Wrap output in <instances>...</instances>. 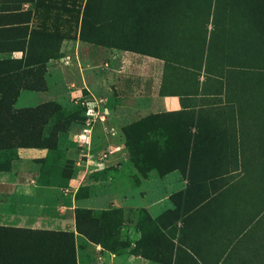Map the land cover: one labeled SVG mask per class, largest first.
<instances>
[{
    "label": "rangeland",
    "instance_id": "obj_1",
    "mask_svg": "<svg viewBox=\"0 0 264 264\" xmlns=\"http://www.w3.org/2000/svg\"><path fill=\"white\" fill-rule=\"evenodd\" d=\"M0 51V264H264V0H0Z\"/></svg>",
    "mask_w": 264,
    "mask_h": 264
},
{
    "label": "crops",
    "instance_id": "obj_2",
    "mask_svg": "<svg viewBox=\"0 0 264 264\" xmlns=\"http://www.w3.org/2000/svg\"><path fill=\"white\" fill-rule=\"evenodd\" d=\"M20 50L16 52L17 58H20ZM134 55L130 54V51H125V53H122V58L125 61L124 68H121L119 71L122 74V77L127 76L125 73L127 70V61L131 63ZM5 60V53L0 52V64L4 63ZM127 60V61H126ZM199 99L196 96H165L162 99V106L166 108L167 110H178L183 108H191L196 107L198 105ZM150 111L148 109H137V111H133V114L139 113V114H147ZM4 171H0V203L4 200H6V197L11 193L13 195V202L14 203H20L21 201V188L22 183L21 178L18 176L12 177V180H7ZM12 188V191H9L8 189ZM17 195V197H16Z\"/></svg>",
    "mask_w": 264,
    "mask_h": 264
},
{
    "label": "trees",
    "instance_id": "obj_3",
    "mask_svg": "<svg viewBox=\"0 0 264 264\" xmlns=\"http://www.w3.org/2000/svg\"><path fill=\"white\" fill-rule=\"evenodd\" d=\"M2 28V27H1ZM15 48H13V50H14ZM19 50V49H18ZM0 52H2V51H0Z\"/></svg>",
    "mask_w": 264,
    "mask_h": 264
},
{
    "label": "built area",
    "instance_id": "obj_4",
    "mask_svg": "<svg viewBox=\"0 0 264 264\" xmlns=\"http://www.w3.org/2000/svg\"><path fill=\"white\" fill-rule=\"evenodd\" d=\"M68 59H70V57L68 56Z\"/></svg>",
    "mask_w": 264,
    "mask_h": 264
}]
</instances>
